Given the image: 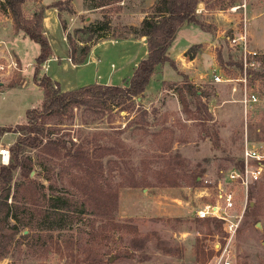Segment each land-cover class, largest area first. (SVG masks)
Returning a JSON list of instances; mask_svg holds the SVG:
<instances>
[{
  "label": "rangeland",
  "instance_id": "374dc122",
  "mask_svg": "<svg viewBox=\"0 0 264 264\" xmlns=\"http://www.w3.org/2000/svg\"><path fill=\"white\" fill-rule=\"evenodd\" d=\"M43 1L52 4L58 0H26L27 16L41 11L45 7ZM80 1L85 7V0ZM96 1L99 0H90L88 4L94 5ZM152 1L121 0L107 8L79 13L70 0L74 13L61 10L67 25L65 33H70L80 47L101 44L96 55L103 59L105 66L97 70L91 64L77 76L75 69L65 67L67 45L59 32L54 33L51 43L53 53L59 56L50 63L54 73L71 83L82 79L102 82L104 75L111 71L121 73L126 49L120 42L111 43L118 39L116 36L125 34L126 26H139L135 25L136 20L150 10L147 7ZM203 1L210 13L219 14L224 21L220 26L224 36L217 37L215 48L200 56V61L214 56L219 69L195 70L199 79L197 83L193 80L197 95L185 92L189 111L182 106L174 89L192 81L183 74L180 81L165 82L160 94L153 93L150 99L138 97L122 105H79L44 119L46 139L64 140L68 149L83 145L91 150L93 158L102 157L105 178L119 188L118 207L91 214V207L84 206L86 194L73 188L71 180L76 169L68 157L50 155L43 147L27 148L35 164L31 177L46 186L47 194H74L79 205L73 217L66 216L58 222L48 212V203L39 215L33 210L28 215L18 210L22 232L0 264H198L207 258L220 228L215 222L196 215L199 205L214 199L215 189L211 186L205 189L202 179L217 181L226 171L244 163L242 155L246 145L264 143V58L261 57L257 68L248 72V90L258 97L248 108L241 102L244 82H217L213 77L215 73L224 79L244 74L242 53L230 44V38L246 32V17L251 20L253 34L256 32L257 40L264 45V0ZM243 2L247 13L246 8L231 10ZM212 17L204 15L199 19L206 23L205 31L216 35L219 27L212 22ZM90 23L109 25L93 33L88 31ZM79 28L84 30L78 32ZM253 34L248 37L251 47L255 48L251 42ZM100 35H106L107 39H99ZM18 44L23 51L21 60L25 70L0 71V127L26 122L27 110L41 105L44 99L43 90L34 83L40 45L29 37L20 39ZM199 48L196 45L190 54H196ZM218 53L222 64L217 60ZM0 63H7L6 58L0 59ZM173 68L177 69L176 64ZM40 72L44 74L43 67ZM159 79L151 82L155 87L153 92L161 86ZM124 82L127 79L115 85ZM127 105L131 106L126 108ZM14 137L18 133L0 135L3 142L0 148H9L13 143L8 142ZM64 152L66 149L61 151ZM0 164H4L1 157ZM135 180L138 185L129 186ZM21 181L20 172L15 171L12 192ZM119 183L125 186L120 187ZM238 192L242 194V189L238 188ZM9 203H15L12 196ZM59 225L64 228H55ZM233 252L235 264H264V177L249 189Z\"/></svg>",
  "mask_w": 264,
  "mask_h": 264
},
{
  "label": "trees",
  "instance_id": "16d2710c",
  "mask_svg": "<svg viewBox=\"0 0 264 264\" xmlns=\"http://www.w3.org/2000/svg\"><path fill=\"white\" fill-rule=\"evenodd\" d=\"M85 2L87 8L97 9L107 8L115 3H120L121 0H99L94 5L88 4L90 0H85ZM201 2L204 1L156 0L150 10L145 11L146 15L139 26H126L125 34L116 36L118 38H126L127 35L136 38L146 37L147 57L138 63L126 85L91 83L63 91L58 82L47 74L42 75L40 72L42 65L53 54L50 40L44 33L43 17L45 7L32 16H27L25 12L26 0H0V11L12 18L14 29L17 32L23 31L26 36L40 45V53L35 63L34 82L44 92L42 104L27 110L26 122L0 127V135L8 132L18 133L17 139L9 147V163L0 164V260L8 256L12 246L18 241L17 236L22 232L18 210L22 211L24 215H28L29 210H33L39 215L48 203L51 211L48 212L58 222L66 216L73 217L72 214L76 213L79 205L74 194H71V196L68 192L47 194L46 186L31 177L35 164L33 158L27 154V148L43 147L44 151L50 155L68 157V162L73 164L76 169L71 180L73 188L75 192L86 194L84 206L91 207L89 209L91 214H102L105 208L111 209L113 206L114 210L118 207L119 188L105 178L102 157L93 158L91 150L83 147V145L68 149L64 140L46 139L48 134L45 133L46 123H44V119L54 113H61L65 109L79 105L94 107L109 103L122 105L126 102H134L135 98L142 96L145 92L158 65L170 62L175 67V62L170 58L168 50L180 27L186 23H195L202 29L206 28V23L199 19L197 13L198 5ZM69 4L70 0H58L50 4V7L59 10L65 32L67 25L61 17V10L65 9L70 13H74ZM64 5L65 7H63ZM108 25L109 23L101 25L90 23L88 31L98 33V29L103 30L104 26ZM82 30L84 29H77L78 32ZM66 37L69 44V58L76 65L83 64L95 44H92V46L81 45L82 47H80L73 41L70 33H67ZM98 38L107 39L106 35H100ZM194 47H191L190 52ZM217 60L220 64L223 63L222 56L219 53ZM168 86L171 87V85ZM195 86L193 82L186 81L183 86L177 85L174 88L178 93L180 103L187 111H189V103L185 92L197 95L198 90ZM130 106L127 105L126 108ZM63 149H66V152L61 153ZM242 166L243 162L240 163L239 167ZM15 171L20 172L22 181L14 186V192H12ZM137 185L136 180L129 184V186ZM119 186L123 187L125 185L119 183ZM50 188L52 189V187ZM11 196L15 201L14 204L9 203ZM215 223L217 228H220V223ZM23 224H26L25 221ZM55 228H64V225ZM211 253L209 251L208 255H211Z\"/></svg>",
  "mask_w": 264,
  "mask_h": 264
},
{
  "label": "crops",
  "instance_id": "0c3cea01",
  "mask_svg": "<svg viewBox=\"0 0 264 264\" xmlns=\"http://www.w3.org/2000/svg\"><path fill=\"white\" fill-rule=\"evenodd\" d=\"M155 1L156 0L149 2L147 8H150L155 3ZM73 2H74L73 4L77 8L76 10L79 13L93 12L91 10H96V9H89L86 6L85 8L82 1L80 0H73ZM77 3H79V5ZM43 4L45 6L44 17H43L44 33L49 38L50 43H53L54 33L60 32L62 41L66 43L67 45V50L65 54V57L67 59L65 60V67L69 69L70 68L75 69L77 72L76 73L77 76L83 70L82 68L89 66L91 64L95 65L97 70H100V69L102 70L105 66L104 61L103 59L99 58L100 56L96 55V52L99 49L98 45H101V44L93 46L87 60L83 64L76 65L71 61V59L69 58V44H68V40L66 37V33L62 27V23L60 19V12L57 8L50 7L49 5L51 3H45V1H43ZM247 10L248 8H246L245 10L246 13H247ZM197 13H198V17L204 16V15L213 16L212 22L217 24L219 27V29L216 32V35L205 31L204 29H202L199 25L195 23H186L182 27H180V29L177 32L176 38L174 39V41L172 42V45L170 46L168 50L169 56L175 62L177 69L175 70L170 62H165L164 64L158 65L145 92L142 94V96H140L141 99H150V96H153V93L160 94V91H161L160 89L164 88L165 82L174 83V82L180 81V79L183 77V74L188 75V77L192 80L191 82L197 83L199 79L197 77V73L195 72V70L199 68H201L202 70H208L211 68V70H214V71L219 69L217 61L214 58V56L213 58L211 57V60L204 59V61L203 60L200 61L199 59H200V56L203 53H205L207 50L209 51V49L215 48L217 37L223 38L224 35H222L223 31L220 30L221 29L220 26L222 24L221 22H224V21L219 16V14L213 15V13H210L209 8L206 7V4L204 2H201L197 10ZM142 14L143 15L140 16L136 20L135 25H140L143 18L145 17L146 12H143ZM90 18L92 17L89 16L88 20H90ZM227 23L228 22H225V24ZM0 24H1L0 34L3 35V36L0 35V37H3L1 38V40L3 41L0 40L1 42H3V44H0V59H3L4 57L6 58V61L15 59L18 62L19 66L21 67L20 70L24 71L25 69L22 67V60H21V57H23V51L19 47L18 42L20 39L24 40L28 36H26L23 31L17 32L14 29L13 20L8 14H4L0 12ZM231 26L233 28H236V24L234 25L232 24ZM252 29H253V26H252L251 20L248 17H246L247 35L253 34ZM117 42H120L122 44V47L126 49L125 51L126 54L122 56V62H121V64L123 65V69L121 70V73H117L116 71H113V72L111 71L108 75L105 74L103 78L104 80L102 82H99L97 80H89V79L83 81L82 79L77 82L71 83L70 81L61 79L57 74L54 73L53 65L50 64L51 62L59 59V56L56 55L55 53H53L52 56L42 65V67L44 68V74H47V73L49 74V73H52L53 71V73L51 74L52 76L50 77L54 81L58 83L60 82L59 84L63 91L72 90V89H75V88H78L84 85H88L91 83L115 85V84H118L119 81H123L127 79V82H124V84H122V85H126L130 77L133 75V72L135 68L137 67L138 63L143 58L147 57L148 48H147V43H146V37L120 38V39L118 38L117 40H115L114 43H111V44H115ZM251 42L253 46L255 47V49H258V50L264 49V45L261 44L257 40L256 32L255 34H253V39ZM196 45H200L201 48L197 50L196 54H193V53L190 54L191 47L196 46ZM138 48H140L141 50L143 49V51L140 52ZM136 49H138L139 51L137 50L135 52ZM39 53H40V49H39ZM112 66L114 68L115 64L112 63ZM163 73H164V76L162 75ZM98 76L100 79H102L100 75ZM158 77L161 78L159 79L161 86L159 89L156 90V92H153L155 87L151 85V82L155 81ZM26 83L28 84V81H26ZM35 85L39 87L36 83ZM168 89H171V88H168ZM168 89H165V90H168ZM172 94H175V93H172ZM16 138L17 137H14V139L11 142H8V144L14 143ZM0 143H3L1 142V138H0Z\"/></svg>",
  "mask_w": 264,
  "mask_h": 264
},
{
  "label": "built area",
  "instance_id": "2783aa9c",
  "mask_svg": "<svg viewBox=\"0 0 264 264\" xmlns=\"http://www.w3.org/2000/svg\"><path fill=\"white\" fill-rule=\"evenodd\" d=\"M246 8V3L231 7V10ZM230 44L238 48L242 53L241 70L244 72L240 77L228 76L226 79L220 74L214 75L217 82H244L245 89L241 102L246 108L258 100L255 92L249 91L247 86L249 69L257 68L264 51L252 48L247 33L241 32L238 36L230 38ZM13 69H20L15 59L7 60V63H0V71L11 72ZM0 157L4 164L10 161V150L8 147L0 148ZM7 159V163L4 160ZM243 166H235L224 173L216 180L203 177L202 182L205 189L210 186L215 189L214 199L206 200L196 208V215L203 220H211L220 223V234L214 237L211 245V255L198 262V264H235L233 243L241 226L246 212L249 189L252 184L258 183L264 177V143L258 145H246L243 149ZM242 189V194L238 192ZM204 192V191H203ZM205 193V192H204ZM209 196H211L209 194Z\"/></svg>",
  "mask_w": 264,
  "mask_h": 264
},
{
  "label": "bare ground",
  "instance_id": "6f19581e",
  "mask_svg": "<svg viewBox=\"0 0 264 264\" xmlns=\"http://www.w3.org/2000/svg\"><path fill=\"white\" fill-rule=\"evenodd\" d=\"M4 162L7 163V159H5Z\"/></svg>",
  "mask_w": 264,
  "mask_h": 264
}]
</instances>
